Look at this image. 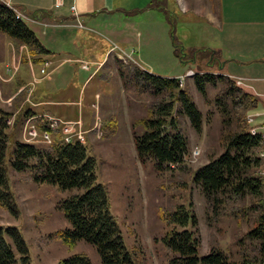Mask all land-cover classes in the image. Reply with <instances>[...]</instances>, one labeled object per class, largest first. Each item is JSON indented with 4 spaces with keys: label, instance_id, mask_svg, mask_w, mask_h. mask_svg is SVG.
<instances>
[{
    "label": "trees",
    "instance_id": "16d2710c",
    "mask_svg": "<svg viewBox=\"0 0 264 264\" xmlns=\"http://www.w3.org/2000/svg\"><path fill=\"white\" fill-rule=\"evenodd\" d=\"M166 1L163 7L173 53L182 65L196 67L191 76L194 86L206 103L215 105L222 123L218 139L221 152L210 154L208 161L192 172V181L201 188L208 220L226 216L242 223L247 215L253 217L245 231L238 223L235 250L214 243L212 236L209 250L200 254L201 234L192 202L176 204L171 209L159 207L158 218L164 231L155 242L167 251V264H264V158L260 155L264 137L251 134L246 121L247 112L258 105V99L217 70L221 68L218 50H184L175 37V18L166 8ZM27 15L37 17L34 12ZM0 33L16 47L26 45L34 63H42L43 55L51 53L16 10L2 0ZM130 78L136 86L159 97L136 121L143 128L133 133L139 160L150 162L160 175L182 168L189 144L178 116L185 115L196 132H201L203 125L202 112L193 95L180 85V77L159 76L137 65L131 68ZM209 86L217 89L213 98L207 95ZM10 113L0 106V204L9 210L14 206L5 167L9 152V165L29 181L66 193L58 200L57 208L69 225L49 237L62 241L69 249L78 241L91 244L99 264H148L140 245L129 247L124 240L111 211L107 187L98 180V161L92 148L85 142L64 143L57 138L49 144L16 139L11 142L10 126L5 123ZM0 264H29L27 243L15 226L0 225ZM58 264L94 263L84 253H71Z\"/></svg>",
    "mask_w": 264,
    "mask_h": 264
},
{
    "label": "rangeland",
    "instance_id": "374dc122",
    "mask_svg": "<svg viewBox=\"0 0 264 264\" xmlns=\"http://www.w3.org/2000/svg\"><path fill=\"white\" fill-rule=\"evenodd\" d=\"M166 3V8L175 18V37L184 50L204 47L198 44V35L193 30V26L197 18L200 19V23H205L206 20L194 15L193 11L204 16L208 13L213 14L216 1L167 0ZM160 4H163L162 0ZM140 41L139 46L135 45L128 50L133 51V56L127 62L119 59L113 51L114 53L110 54L107 60L109 68L102 70L106 79L95 77L89 83L88 88L100 85L103 95L100 94V99L98 97L90 103L93 110V123L89 129L83 128L80 118L73 120L50 115L70 121L73 124L72 136L80 134L83 142L92 148L98 161V180L107 187L111 211L118 220L124 240L129 247L140 245L148 264H167V251L161 244L155 242V238L161 236L164 231V226L158 218V209L159 207L171 209L180 203L187 205L192 202L193 204L201 234L200 254L207 253L212 236H214V243L225 249L235 250L234 241L239 222L226 216H215V219L208 220L209 211L201 188L191 178L192 172L206 163L210 154L217 155L222 150L218 141L222 123L217 108L214 104L204 101L193 83L188 84L186 77L189 76L186 72L183 74L186 67L173 53L170 26L167 22L164 24L162 40H159V54L152 46L142 45ZM105 52L103 51L102 54ZM7 53L8 51L5 50V54ZM23 54L31 58L28 48L22 52V57ZM137 55L139 58L136 57ZM11 56L4 60L3 68L0 69L4 79H0V83L12 80L20 69L21 63L13 76L8 77L5 73L4 64L11 59ZM120 64H130L131 68L138 64L141 69L159 76H183L181 86L193 95L202 112L203 125L201 132H196L185 115L178 116L189 144V152L182 168L160 175L150 162L139 160L134 147L133 133H140L143 128L136 121L146 115L147 108L159 97L152 95L148 90H143L141 85L136 86L135 81L130 78V69L127 67L124 70L126 74L122 75L118 68ZM93 67L92 65L90 71L76 70V73L84 78L90 74ZM195 68L191 65L192 71ZM49 76L50 69L46 76H36L34 86L41 79ZM32 79L24 84L22 91L19 92L21 96L25 90L28 101H31L34 86L31 93L25 88L32 84ZM216 91L217 89L209 86L208 97L213 98ZM1 97L5 98L0 85V106L4 108L6 104L1 102ZM11 99L3 101L9 102ZM7 111L11 112L10 117L16 118L13 108L10 107ZM74 121L77 122L74 123ZM22 130V121L8 128V132L11 133V142L15 139L22 140ZM55 138L64 142L59 131L53 132L52 141ZM195 148L200 151L197 156L192 154ZM171 166L174 167V165ZM5 167L14 206L12 210H9L0 204V225L15 226L19 229L29 249V264H58L60 259L71 253H84L94 264H99V256L91 244L78 241L72 249H69L62 241L49 237L50 233L69 225L57 208L58 200L66 193L59 192L50 185H40L29 181L22 172L16 171L9 165V152ZM247 201L249 202V199ZM252 217L253 215L249 214L242 223H239L243 231L251 223Z\"/></svg>",
    "mask_w": 264,
    "mask_h": 264
},
{
    "label": "crops",
    "instance_id": "0c3cea01",
    "mask_svg": "<svg viewBox=\"0 0 264 264\" xmlns=\"http://www.w3.org/2000/svg\"><path fill=\"white\" fill-rule=\"evenodd\" d=\"M2 1L24 15L28 26L44 47L51 51L43 55L44 61H51L48 67L50 76L41 79L34 86L31 101L27 100L25 90L24 95L20 96L19 92L33 76L41 75L39 69L42 63L32 62L27 54H23V57L21 54L20 69L15 77L0 83L4 99L12 98L11 102H4L1 97V102L6 104L2 105L6 110L13 108V113L16 114L14 125L22 121V129L28 116L40 114H53L73 120L80 118L83 128L89 129L93 123L90 103L98 97L100 99L102 93L100 85L91 88L88 85L95 77L106 79L102 70L109 68L108 56L114 53L110 50L112 43L129 52L130 47L139 46L141 40L142 45L152 46L157 54L160 53L159 40H162L166 23V11L163 4H160L161 0ZM215 1L216 9L213 14L204 16L193 11L194 15L206 20L205 23H200L198 18L194 21L193 30L198 35L197 42L219 51L221 68L217 70L222 74L232 79L243 78V85L240 87L258 99V105L248 112H254V124L262 126L264 0ZM152 3L155 6L150 7ZM71 6H74V10ZM33 12L37 17L27 15ZM0 49V53L3 52L2 56L0 54L2 69L4 60L18 53L19 48L10 38L0 33ZM5 50L8 51L7 54ZM103 51L106 52L102 54ZM136 57L139 58V55ZM85 62H88L87 68L83 66ZM92 65L94 67L88 76L82 78L76 73L79 69L90 71ZM131 66L120 64L118 68L125 75L124 70L126 67L131 70ZM137 66L140 68V65ZM185 67L183 74L191 68L187 65ZM175 76L178 75L172 77ZM186 80L189 85L193 83L191 77H186Z\"/></svg>",
    "mask_w": 264,
    "mask_h": 264
},
{
    "label": "built area",
    "instance_id": "2783aa9c",
    "mask_svg": "<svg viewBox=\"0 0 264 264\" xmlns=\"http://www.w3.org/2000/svg\"><path fill=\"white\" fill-rule=\"evenodd\" d=\"M61 0H58V2ZM71 9L74 10V6H71ZM16 14L18 17L20 18H25L24 15L16 10ZM75 15H77V13L75 12ZM79 26H82L80 23H78ZM27 50L26 45H21L19 47V52L18 53H14L11 56V59L9 61H7L4 64V69H5V73L8 75V77H11L15 74V72L18 70L19 68V64H20V57L23 51ZM111 51H115L116 55L119 59H121L124 62H127V60H131L132 56H133V51H125L121 48H119L118 45L112 43L111 47H110ZM51 65V61L49 60H45L42 62L39 72L41 74V76H46L47 72H48V67ZM85 68H87L88 64L87 62L84 63L83 65ZM193 71L192 70H187L186 75L187 76H192L193 75ZM0 79L4 80L0 74ZM182 79L183 76H180V85L182 84ZM235 83L238 86H242L243 85V78L240 77H236L233 78ZM32 84L28 87H26V91L31 93L32 92V86H34V82H36V77L33 76L32 79ZM28 93V94H29ZM254 112H247L246 114V121L249 124V132L251 134H260L262 137H264V130L262 128H264V124L262 126H256L254 124ZM14 118L8 116L5 119V123L8 126H11L14 123ZM77 121H74V123ZM41 126V127H40ZM73 129V124L70 121H65L57 116H53L50 114H40L37 116H28L23 124V130H22V140L24 142L27 143H51L52 141V137H53V132H58L61 134V139L62 141H64V143H70V142H83V138L80 136V134H77V136H72L71 131ZM200 153V151L195 148L192 151V154L194 156H197ZM260 155L262 157H264V152H261ZM261 173L264 174V167L261 169Z\"/></svg>",
    "mask_w": 264,
    "mask_h": 264
}]
</instances>
